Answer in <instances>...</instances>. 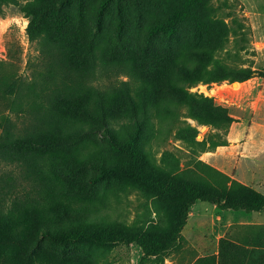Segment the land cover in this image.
Masks as SVG:
<instances>
[{
  "label": "trees",
  "instance_id": "obj_1",
  "mask_svg": "<svg viewBox=\"0 0 264 264\" xmlns=\"http://www.w3.org/2000/svg\"><path fill=\"white\" fill-rule=\"evenodd\" d=\"M152 1L31 0L22 7L33 47L27 80L1 75L14 73L0 63V95L11 99L10 113L23 100L29 104L24 118L0 119V264H60L55 256L62 261L68 246L115 243L134 244L143 258L162 262L197 201L233 212L264 208L263 195L203 162H195L198 183L154 160L150 140L174 129L176 139L196 138L188 125L175 126L179 115L202 125L234 120L209 98L184 97L198 83L227 79L222 66L210 63L223 31L210 18L209 0H155L158 15L140 34ZM183 25L199 44L173 51ZM130 27L139 29L135 41ZM118 74L127 81L114 84ZM254 77L264 73L244 71L232 82ZM160 116L167 122L153 123ZM196 144L201 153L227 146ZM211 178L218 185L206 183ZM111 179L169 204L161 234L133 233L99 218L88 186ZM217 264H264V251L221 239Z\"/></svg>",
  "mask_w": 264,
  "mask_h": 264
},
{
  "label": "rangeland",
  "instance_id": "obj_2",
  "mask_svg": "<svg viewBox=\"0 0 264 264\" xmlns=\"http://www.w3.org/2000/svg\"><path fill=\"white\" fill-rule=\"evenodd\" d=\"M29 1L31 0H0V63L5 64L4 71L14 73L1 75L8 78L12 76L19 81L27 80L25 66L28 57L33 54V47L25 33L27 19L22 13V7ZM154 1L147 10L144 9L147 17L140 34L146 29L151 17L158 15V10L153 6ZM209 6L210 18L223 28L220 27L223 34L218 43L219 48L210 63L222 66L227 79L220 83H198L186 89L184 97L188 94L196 96V99H211L214 106L226 108L234 122H244L247 125L254 123V133L236 132V124L233 123L202 125L196 120L179 115L175 126L184 123L195 130L199 137L176 139L174 129L164 136L150 140L149 146L157 165L167 173L190 177L195 182L203 183L196 171L195 162L200 161L231 181L240 183L236 176L237 158L241 154L251 156L253 152L264 151V77H254L243 83L232 81L244 71L264 73V0H209ZM138 32L139 29L130 27L128 35L135 41ZM198 44L190 26L183 25L179 42L172 49L185 51L187 47ZM113 81L117 84L119 81H127V77L118 74ZM23 101V106L18 108L17 113H10L11 99L0 95V119L8 116L12 120H20L27 116L25 112L29 104ZM181 110L183 113V109ZM164 120L167 122L166 118L160 116L153 123L160 125ZM158 131L156 129L153 132ZM202 140L206 144L226 141L227 146L201 153L200 146L196 143ZM102 153L110 156L111 160L122 161L125 158L121 153ZM209 156L219 159L220 163L203 161V158ZM244 174H249V171L245 170ZM212 180L209 179L206 183L218 185L216 178ZM87 199L102 221L113 226H123L133 233L159 235L168 224V203L141 190L126 187L123 181L111 179L107 184H90ZM252 214L253 212L226 211L197 201L188 212L177 243L167 252L162 262L157 258H143L139 248L126 243L68 246L62 261L52 254L60 264H217L219 240L235 243L234 223L249 222ZM252 249L264 251L263 247Z\"/></svg>",
  "mask_w": 264,
  "mask_h": 264
},
{
  "label": "crops",
  "instance_id": "obj_3",
  "mask_svg": "<svg viewBox=\"0 0 264 264\" xmlns=\"http://www.w3.org/2000/svg\"><path fill=\"white\" fill-rule=\"evenodd\" d=\"M233 124H236L234 131L239 133L247 131L250 132L249 134H253L256 127L252 122L250 125L244 122H234ZM206 154L212 155L209 153ZM203 161L210 164H214L213 162L220 163L219 159L211 158L210 156L203 158ZM236 170L237 180L240 183L264 196V151L253 152L251 156L241 154L237 158ZM245 170L249 171V174H244ZM234 224L236 227L235 243L247 248H264V208L259 212L253 213L249 222Z\"/></svg>",
  "mask_w": 264,
  "mask_h": 264
},
{
  "label": "bare ground",
  "instance_id": "obj_4",
  "mask_svg": "<svg viewBox=\"0 0 264 264\" xmlns=\"http://www.w3.org/2000/svg\"><path fill=\"white\" fill-rule=\"evenodd\" d=\"M238 86V85H237ZM237 86H235V88H237Z\"/></svg>",
  "mask_w": 264,
  "mask_h": 264
},
{
  "label": "water",
  "instance_id": "obj_5",
  "mask_svg": "<svg viewBox=\"0 0 264 264\" xmlns=\"http://www.w3.org/2000/svg\"><path fill=\"white\" fill-rule=\"evenodd\" d=\"M199 136H197V138H198Z\"/></svg>",
  "mask_w": 264,
  "mask_h": 264
}]
</instances>
